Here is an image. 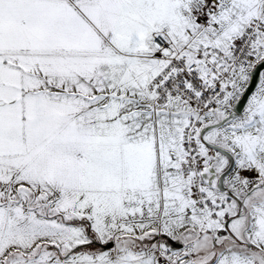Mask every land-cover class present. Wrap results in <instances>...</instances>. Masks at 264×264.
I'll return each mask as SVG.
<instances>
[{
    "label": "snow or ice",
    "instance_id": "1",
    "mask_svg": "<svg viewBox=\"0 0 264 264\" xmlns=\"http://www.w3.org/2000/svg\"><path fill=\"white\" fill-rule=\"evenodd\" d=\"M0 264H264V0H0Z\"/></svg>",
    "mask_w": 264,
    "mask_h": 264
}]
</instances>
